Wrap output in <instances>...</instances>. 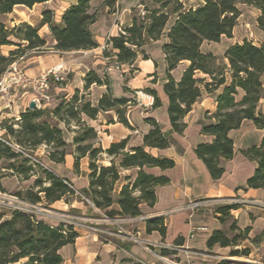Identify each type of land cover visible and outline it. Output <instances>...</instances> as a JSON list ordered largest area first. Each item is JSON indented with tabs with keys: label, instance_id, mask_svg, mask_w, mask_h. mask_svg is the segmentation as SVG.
Here are the masks:
<instances>
[{
	"label": "trees",
	"instance_id": "1",
	"mask_svg": "<svg viewBox=\"0 0 264 264\" xmlns=\"http://www.w3.org/2000/svg\"><path fill=\"white\" fill-rule=\"evenodd\" d=\"M49 1L51 0H0V16L13 13L17 6L31 9ZM92 1L78 0L62 13L60 21L55 13L46 10L36 26L21 23L10 29L0 22V78L16 59L30 51L40 52L46 47V41L39 35L43 26H48L56 42V50L68 52L96 49L98 44L92 26L97 22L99 13L98 10H92ZM202 1L201 6L186 9L181 0H152L157 7L151 11L143 3L146 12L144 19H141L139 13L135 14L132 27L124 29V34L119 33L110 38L114 55L109 50L103 52L106 58L115 57L116 62L121 65L134 66L139 53L147 59L143 48L160 40L170 20L176 16V21L167 33L168 42L162 47L167 66V83L163 91L168 98L167 113L171 132L184 133L187 128L184 118L204 92L214 96L217 108L212 115L213 122L204 125L201 132L213 137V141L198 145L194 152L211 178L218 181L225 173L224 163L232 160L235 154L230 132L239 129L245 120L252 121L258 128H264V117L257 112L258 104L264 96V45L244 41L241 45L230 46L224 57L203 54L201 46L204 42L220 43L222 37L232 38L240 16L239 5L253 7L260 12L257 24L264 33V0ZM117 3L118 0H104L103 7L115 13ZM12 38L26 43L24 55L13 51L6 57L1 53V47L15 45L11 42ZM224 60H227V64ZM182 62H188L189 65L180 81H176L171 72ZM92 85L106 87L105 94L95 106L86 99L85 94L75 91L71 98H63L53 110L27 109L19 119L2 123L4 133L0 140V161L9 162L3 169L25 179L34 171V167L41 170L42 176L36 179L33 187L24 195H18L31 205L38 206L42 203L41 194L48 204L75 197L76 192L67 185L66 179L42 168L40 163L29 158H34L35 151L45 146L51 162L64 164L69 144L65 141L64 130L59 128L63 124L65 131L74 134L70 144L74 154V169L78 170L82 159L87 158L89 161V186L80 192L85 201L102 211L118 204L124 219L143 216L142 206L154 208L157 203L156 189L170 183L168 178L148 174L145 169L168 170L175 167L174 160L156 158L146 148H169V135L163 132L155 120L147 119L146 123L151 129L143 138V146L127 150L128 138L111 144L106 150L101 145L96 146L98 134L83 117L97 120L102 113L114 112L118 123L132 129L127 118L132 101L113 97L107 74L99 77L96 73L89 72L85 77V89ZM148 94L154 98L153 108L161 107L157 93L149 90ZM14 147H19L21 152H17ZM241 153L257 164L254 174L247 180V188L264 189V136L259 146ZM105 155L109 165L102 164ZM125 170H136L134 178L131 175L122 176ZM3 179L4 175H0L1 192H5L1 183ZM122 180L125 185L117 193L116 186ZM36 188L38 191H34ZM239 208L238 205L219 207L216 212L220 214V223L225 224L231 219L232 211ZM145 226L147 233L158 232L162 237L166 235L164 217L146 219ZM237 230L236 225L231 224L229 231ZM248 233L249 229H245L229 238L224 230L216 231L209 239L208 247L218 245L222 248H235L247 239ZM78 236L71 225L53 226L36 216L21 212L10 213L8 219L0 215V264H63L60 251L65 246L74 244ZM263 238L264 232L251 243L257 244ZM232 254L233 257L249 256L250 251L234 250ZM162 255L165 256L166 251ZM122 264L131 263L123 261ZM218 264L237 263L222 260Z\"/></svg>",
	"mask_w": 264,
	"mask_h": 264
},
{
	"label": "crops",
	"instance_id": "2",
	"mask_svg": "<svg viewBox=\"0 0 264 264\" xmlns=\"http://www.w3.org/2000/svg\"><path fill=\"white\" fill-rule=\"evenodd\" d=\"M77 1L51 0L37 4L31 9L17 6L15 8L22 7L27 10V12L18 13L24 14L25 17H20V15L14 17L15 9L13 13L0 17L5 18L2 23L4 25H6V22L10 23L11 28L15 24L20 23H28L32 26L34 24L38 25L42 20L43 11L46 10L55 13L58 21H60L62 13L70 6L75 5ZM181 1L186 9L199 7L203 4L202 0H195L196 6L187 5L183 0ZM103 2L104 0H93L91 2L93 11L98 10V13L99 9L102 11L98 16L97 22L92 26V31L98 44L96 49L68 52L56 50L54 48L56 42L53 40L48 26H43L39 31V35L46 41V47L40 52H27L28 54L23 64L27 75L31 78L39 77L44 72L55 67L60 68L62 74L66 73L68 75L67 83L64 86H58L52 95L48 94V102L37 106L38 109L47 108L53 110L63 98H71L75 91H80L81 94L87 93L88 95L91 91L97 93V99L92 101L94 106L97 105L98 100L105 94L106 87L92 85L89 89H85V77L89 72H94L99 77H103L105 74L108 75L110 90L115 99H127L133 102V100L135 101V92L148 93L151 90L157 93L161 107L156 109L153 107L144 108L137 104L136 107L132 106L129 108L127 118L132 129H128L118 123L114 112L102 113L97 120H90L87 117H83V120L96 130L99 144L105 150L111 144L127 138L129 139L127 150L143 146V138L151 129L146 123L147 119L155 120L161 126L163 132L169 135V148L164 150L146 148V150L156 158L174 160L175 167L168 170L151 168L145 169V171L157 177H166L170 183L156 189L157 203L154 208H148L146 205L142 206L143 216L147 217V219L164 217L166 235L162 237L158 232L147 233L145 222H107L106 218L124 219L118 204H114L111 208L102 211L93 207L87 201L78 199L77 196L48 204L41 194L42 203L38 204L37 208L38 211H41L38 214V219L53 226L68 225L67 222L61 219V216L79 222V226L74 227L79 235L75 243L65 246L60 251L63 264H122L123 261H129L131 264H163L157 258L158 255H162L163 251H166L165 256L177 258L178 260L185 259L184 251L163 249V245L174 248L183 246V249L188 250V254H193L191 256V264H218L222 260L235 259L233 256L228 255L234 247L222 248L217 245L209 248V239L214 232L225 231V227L228 224L234 223L238 229L237 234L249 229L247 239L243 243L250 242L252 246L251 241L264 232V209L257 206L239 208L232 211L231 219L225 224L220 223L219 218L212 209L201 210L195 213L192 218H190L189 213L182 212L179 209L190 200L198 199L242 197L248 200L264 202V189H248L246 186L247 180L254 174L257 164L241 153L261 144L264 128H258L252 121L245 120L239 129L230 132L229 136L233 140L235 154L232 160L224 163L225 173L223 177L218 181H214L203 162L197 158L194 152L198 145L213 141V137L205 136L201 132L204 125L213 122L212 115L217 108L214 96L204 92L202 98L192 106L191 111L184 118V122L187 125L184 133L171 132L167 113L168 98L163 91V87L167 83V66L162 47L168 42L167 33L176 21V16L170 20L160 40L151 42L143 48L147 59L139 53L134 62V70L128 74L125 73L124 76H120L113 67V60L107 61L102 47L108 37L119 35V29L124 30L132 27L134 16L137 14L136 9L143 8V3L146 6V0H118L115 13H111L107 8H104ZM250 8L254 11L253 23L250 24L245 20H241L243 14L239 9L240 16L237 26L233 30L232 38L226 37L229 43L226 44L220 53L215 52L212 47L205 48V46L223 44L224 37L221 38L220 43L204 42L201 46V52L224 57L226 50L230 46L241 45L244 41L253 42L256 45H264V33L259 30L257 24L260 12L253 7ZM250 25L255 30V39L248 35L247 30ZM236 33L243 35L238 38L235 37ZM48 45L51 47L47 48ZM13 47L14 45L3 46L1 47V53L8 57L13 52L11 49ZM4 48L7 49L4 50ZM108 50L111 55H114L112 48ZM223 62L227 64V60ZM188 65V62H182L171 72L172 77L176 81H180ZM199 77H204V75H199ZM262 82L264 85V75ZM54 84L57 85L56 83ZM90 96L92 94L88 97ZM34 97L35 95L30 91L24 90L21 93L22 111H18L16 97H7V101L4 98H0V120L4 118L19 119L20 114L29 108ZM257 112L264 117V96L258 104ZM103 115L111 116L110 121L100 120ZM59 128L64 130L66 143L72 144L74 134L71 135L65 131L63 124H60ZM73 157V153L66 157L65 165L70 168L67 175L59 173L62 164H55L48 158L46 159L51 164L48 170L58 177L66 179L67 185L74 189L77 194H80L82 190L87 189L89 186L88 175L90 172L88 169L85 171L81 169V173L77 174L74 169ZM82 161L86 162L88 168V159L84 158ZM130 172L136 174V170H125L122 176H127L126 174ZM4 182L3 179L1 183L5 189ZM123 185H125V182L117 184V193L120 192ZM45 206L48 210L42 209ZM2 214L5 219H8L10 215L6 212ZM2 214L0 213V215ZM119 229L125 230L128 235L138 234L139 242L136 243L130 238L119 236ZM191 233L194 235L193 238L190 236ZM146 243L150 244L149 249L145 248ZM238 247L240 248L241 245L235 247L234 250H239L236 249ZM253 247L255 252H260L264 249V238L259 245L255 244ZM244 249H249V247L244 246ZM252 254L250 252V255Z\"/></svg>",
	"mask_w": 264,
	"mask_h": 264
},
{
	"label": "built area",
	"instance_id": "3",
	"mask_svg": "<svg viewBox=\"0 0 264 264\" xmlns=\"http://www.w3.org/2000/svg\"><path fill=\"white\" fill-rule=\"evenodd\" d=\"M139 16L141 19H144L146 16V12L144 9H142L139 12ZM119 33L124 34L122 29H119ZM111 48V42L110 37L107 38L104 46L102 47V51L108 50ZM24 60V56L20 57L19 60L13 62L6 72L2 75L0 78V98H4V96L8 95L10 92H15L19 89H32L36 93L40 94V98L37 94H34L35 97L33 99V102L36 103L37 106L41 105V99L48 100L47 96L45 95V92L49 89L51 81L54 83H62L64 81L62 77V73L60 68H52L43 74H41L39 77L31 78L27 75L26 71L23 69L21 65V61ZM113 60V67L118 72L127 73L130 72L133 69V65L125 66L121 65L120 63L116 62V58H107V61ZM136 95V102L144 108L153 107L154 104V98L152 95L148 93H144L142 91L135 92ZM2 140V139H0ZM17 152H21L19 147H14ZM29 157V156H28ZM31 160L34 161L33 158L29 157ZM225 200V199H224ZM223 201V200H222ZM225 201L228 203H221L220 199H198V200H190L187 204H185L182 208L179 210L182 212L189 213L190 218L194 217L195 213L205 210V209H212L217 217L220 216L216 212V210L219 207L227 206V205H238L240 208L246 207V206H257L261 209H264V202L257 201V200H248L244 199L242 197H233V198H227ZM89 203V202H88ZM0 205L7 209L9 213L12 212H21L28 215H33L38 218V214L41 211H38V206L31 205L30 203L24 201L19 196L15 195H8L6 193L0 192ZM93 206V205H92ZM94 207V206H93ZM61 219L63 221L67 222L68 225H74L76 220L70 219V218H64V216H61ZM147 217L145 216H139L137 218L133 219H110L106 218L107 222H113V223H122V222H129V223H139V222H145ZM75 221V222H74ZM127 232L123 229H119V236L130 238L134 242L138 243V234L136 235H128ZM191 238L194 237L193 233L190 234ZM148 243H146L145 248L149 249ZM163 249H179L185 252V259L184 260H178L177 258L168 257L164 255H158V261L163 264H191V256L193 254H188V250L183 249L182 247H170V246H162ZM187 251V252H186Z\"/></svg>",
	"mask_w": 264,
	"mask_h": 264
},
{
	"label": "rangeland",
	"instance_id": "4",
	"mask_svg": "<svg viewBox=\"0 0 264 264\" xmlns=\"http://www.w3.org/2000/svg\"><path fill=\"white\" fill-rule=\"evenodd\" d=\"M187 5H189V4H191V5H193V6H196L197 5V3H196V1L195 0H183ZM145 7H146V9L148 10V11H151V10H153L155 7H157L153 2H152V0H146V3H145ZM143 8H137L136 9V13L138 14L141 10H142ZM239 9L241 10V13L243 14V18L241 19V20H245L246 22H249L250 24L251 23H253V19H254V11H253V9L252 8H250V7H247V6H243V5H240L239 6ZM15 10H16V12H14V17H16V16H19L20 15V17H25V15L24 14H18L19 12H22V11H24V12H27V10L25 9V8H22V7H19V8H15ZM102 11H101V9H99V14L101 13ZM3 19H5V18H1L0 17V22H3ZM118 23V22H117ZM21 24V23H20ZM17 25H19V24H15V26H17ZM6 26L8 27V28H10L11 29V24L10 23H8V22H6ZM14 26V27H15ZM34 26H36V24H34ZM254 30V28H253V26L252 25H250V28L247 30V32H248V35H249V37H254L253 39H255L256 38V33H255V30ZM242 35L243 34H237L236 33V36L235 37H238V38H240V37H242ZM224 43L223 44H219L218 46H212V45H210V46H208V45H206L205 46V48H213V49H215V52H217V53H220L221 52V50L226 46V44H228L229 42L227 41L228 39L226 38V37H224ZM11 41H14L13 43H15V45H14V47L13 48H11L13 51H18V53H19V55L21 54V53H23V55L25 54V52L23 51L24 50V48H25V46H26V43H23V42H21V41H19V40H17V39H15V38H12L11 39ZM18 47H20V48H18ZM51 46H47V48H50ZM7 48H4V50H6ZM19 49V50H18ZM32 52H37V51H32ZM27 54L28 53H26V55H24V60H22L21 61V65H22V67H23V69L26 71V69H25V65L23 64V62H25V58L27 57ZM30 54V53H29ZM20 58V57H19ZM19 58L18 59H16L17 61L19 60ZM113 64V63H112ZM56 68V67H55ZM118 72V71H117ZM119 73V75L120 76H124V74H123V72H118ZM128 73H130V72H127L126 74H128ZM62 77H63V79H64V81L62 82V83H60V84H57V85H55L54 84V82L52 83L51 82V84H50V87H49V89L45 92V95L46 96H48V94H50V95H52L54 92H55V89L58 87V86H64L65 85V83H67V81H68V75L66 74V73H64V74H62ZM26 91H30L31 93H33V94H37L38 96H39V98H40V94H38V93H36L34 90H32V89H25ZM24 92V90L23 89H19V90H17V91H13V92H10L8 95H6V96H4V99H5V101H7L6 100V98L7 97H11V96H14V97H16V102H17V108H18V111H22L23 110V108L21 109V107H23L22 105H21V99H20V97H21V93H23ZM93 93L94 92H90V94L89 95H91L92 94V96H90V97H88L89 95L86 93L85 94V97H86V99L87 100H89V101H94L95 99H97V93H94V95H93ZM136 95H135V101L133 100V102H132V106L134 107H136V105L138 104V102H136ZM48 102V100H45V99H41V104H45V103H47ZM26 104H27V101H26ZM93 104V103H92ZM29 109V108H28ZM41 109V108H40ZM26 111V110H25ZM21 115V114H20ZM12 119H14V118H12ZM12 119H9V118H4L3 120H0V139H2L1 137H2V135H3V133H4V131L1 129L2 128V123L3 124H6V123H9L10 121H12ZM110 119H111V116H102L101 118H100V120H102V121H106V122H109L110 121ZM73 125V127H75V129H76V126L74 125V124H72ZM16 128H17V126H16ZM72 130H74V128H71ZM70 134L72 135L73 133L72 132H70ZM98 145H100L99 144V141L97 140L96 141V146H98ZM48 149L45 147V146H41V147H39L36 151H35V153H34V162H36V163H40L41 164V167L42 168H47V169H49L50 168V166H51V164L48 162V160L46 159V158H48ZM71 153H73V148H72V146L69 144V147L67 148V155H69V154H71ZM74 158V157H73ZM104 159H105V161H103L102 162V164L103 165H109V161H108V159L106 158V155L104 156ZM89 162V161H88ZM8 163L9 162H7V161H0V175H4V183H5V189H4V191L5 192H1V193H6V194H8V195H15V196H18L19 195V193L20 194H25L26 193V191L28 190V189H30V188H32L33 187V185H34V182L36 181V179L38 178V177H41L42 176V172H41V170L39 169V168H37V167H34V171L25 179L24 177H22V176H19V175H13L12 174V172L11 171H9V170H6V169H3V167H6V165H8ZM81 169H83L84 171L85 170H89V168H87V166H86V162L85 161H80V165H79V168H78V170H76V173L77 174H80L81 173ZM69 170H70V168H69V166L67 167L66 165H65V163L64 164H62V166H61V168L59 169V173L61 174V175H67L68 174V172H69ZM127 176L128 175H131L132 176V179L134 178V176H135V174L134 173H132V172H130L129 174H126ZM122 182H124L123 180L121 181V183ZM47 185V184H46ZM45 185V186H46ZM34 191H38V189L36 188V189H34ZM76 196L78 197V199H80V200H83V201H85V198L81 195V194H77L76 193ZM226 200V198H222V199H220V201H221V203H228L227 201H225ZM223 200V201H222ZM86 202V201H85ZM222 207V206H221ZM42 209H44V210H48V208H46V206L45 207H42ZM4 212H6L7 214H10L9 213V211L7 210V209H5L4 207H2V205H0V213L2 214V213H4ZM3 215V214H2ZM75 222V221H74ZM73 227H77V226H79V222H76L74 225H72ZM230 226H231V224H228L226 227H225V232L227 233V235H228V237H230V238H233L234 236H236L237 235V233L236 232H230L229 231V228H230ZM260 244V242L259 243H257V245H259ZM239 245H241V247L239 248H236V249H239V250H244V246H246V247H249V251L251 252V253H253L252 255H249V256H239V257H234L235 259H231V260H229V261H232V262H235V263H237V264H264V249H262L260 252H255L254 251V247L253 246H255V244H252V246L250 245V242H245V243H243V241H241L240 243H239ZM234 249L235 248H232L231 249V251L228 253V255H230V256H232L233 254H232V252L234 251Z\"/></svg>",
	"mask_w": 264,
	"mask_h": 264
},
{
	"label": "water",
	"instance_id": "5",
	"mask_svg": "<svg viewBox=\"0 0 264 264\" xmlns=\"http://www.w3.org/2000/svg\"><path fill=\"white\" fill-rule=\"evenodd\" d=\"M35 108H37V105H36L35 102H32V103L29 105V109H30V110H33V109H35Z\"/></svg>",
	"mask_w": 264,
	"mask_h": 264
}]
</instances>
